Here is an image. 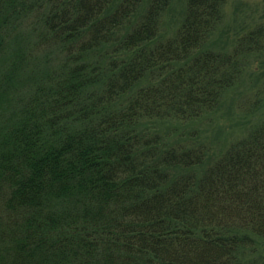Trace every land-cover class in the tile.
Segmentation results:
<instances>
[{"label":"trees","instance_id":"1","mask_svg":"<svg viewBox=\"0 0 264 264\" xmlns=\"http://www.w3.org/2000/svg\"><path fill=\"white\" fill-rule=\"evenodd\" d=\"M0 0V264H261L264 118L190 125L264 51L228 0Z\"/></svg>","mask_w":264,"mask_h":264},{"label":"rangeland","instance_id":"2","mask_svg":"<svg viewBox=\"0 0 264 264\" xmlns=\"http://www.w3.org/2000/svg\"><path fill=\"white\" fill-rule=\"evenodd\" d=\"M187 0H171L165 13V22L174 31L181 22ZM264 21V0H228L226 21L215 36L218 45L233 42L245 29ZM264 52V51H263ZM264 118V53L255 58L244 79L230 89L218 109L192 123L200 137L222 150L242 137L253 125ZM261 264H264L262 261Z\"/></svg>","mask_w":264,"mask_h":264}]
</instances>
